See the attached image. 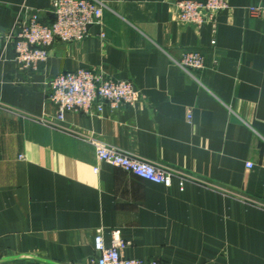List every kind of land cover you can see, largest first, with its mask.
Masks as SVG:
<instances>
[{"label": "crops", "instance_id": "obj_1", "mask_svg": "<svg viewBox=\"0 0 264 264\" xmlns=\"http://www.w3.org/2000/svg\"><path fill=\"white\" fill-rule=\"evenodd\" d=\"M50 1L0 0V264H90L98 229L147 262L264 264V8L249 11L260 0H227L214 27L180 23L170 0H100L85 38L21 69L7 35L20 9L49 21ZM185 48L202 69L176 63ZM80 66L130 79L140 101L57 119L46 83ZM85 137L194 180L142 179L97 160Z\"/></svg>", "mask_w": 264, "mask_h": 264}, {"label": "built area", "instance_id": "obj_2", "mask_svg": "<svg viewBox=\"0 0 264 264\" xmlns=\"http://www.w3.org/2000/svg\"><path fill=\"white\" fill-rule=\"evenodd\" d=\"M170 2L177 11L180 23L196 27L206 23L214 27L217 16L228 7L227 0ZM103 6L100 0H51L48 12L52 18L49 21L42 20L38 10L20 9L7 35L13 43L17 66L34 70L39 62L46 60L54 43L85 38L89 27L100 21ZM263 8L264 0H260L250 6L249 11L259 15ZM176 63L184 70H200L204 66V55L199 49L185 48ZM46 97L55 106L57 119L62 120L70 111L91 115L101 113L104 108L114 111L122 105L134 106L140 101L141 93L130 79L107 75L99 67L80 66L53 75L46 83ZM84 140L93 147L97 160L120 167L142 179L166 187L175 180L180 190L186 182L194 180L184 171L133 157L99 139L85 137ZM246 166L250 168L252 163L247 162ZM97 170L95 166L94 171ZM128 244L129 241L123 239L117 229L111 231V240L106 244L98 229L93 238L94 255L90 264H161L125 256L123 249Z\"/></svg>", "mask_w": 264, "mask_h": 264}, {"label": "rangeland", "instance_id": "obj_3", "mask_svg": "<svg viewBox=\"0 0 264 264\" xmlns=\"http://www.w3.org/2000/svg\"><path fill=\"white\" fill-rule=\"evenodd\" d=\"M56 117H57V115H56Z\"/></svg>", "mask_w": 264, "mask_h": 264}]
</instances>
